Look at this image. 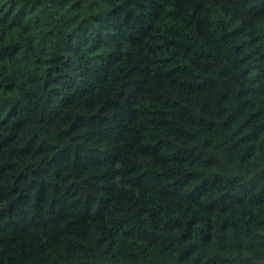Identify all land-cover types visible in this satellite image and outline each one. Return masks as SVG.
<instances>
[{
  "label": "trees",
  "instance_id": "trees-1",
  "mask_svg": "<svg viewBox=\"0 0 264 264\" xmlns=\"http://www.w3.org/2000/svg\"><path fill=\"white\" fill-rule=\"evenodd\" d=\"M0 264H264V0H0Z\"/></svg>",
  "mask_w": 264,
  "mask_h": 264
}]
</instances>
